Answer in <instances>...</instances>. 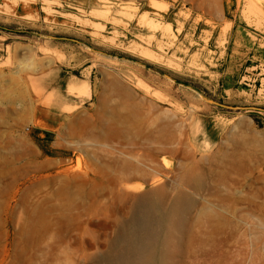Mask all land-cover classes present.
<instances>
[{
    "label": "rangeland",
    "instance_id": "374dc122",
    "mask_svg": "<svg viewBox=\"0 0 264 264\" xmlns=\"http://www.w3.org/2000/svg\"><path fill=\"white\" fill-rule=\"evenodd\" d=\"M211 101L264 109V0H0V264H111L158 188L168 264H264V111Z\"/></svg>",
    "mask_w": 264,
    "mask_h": 264
},
{
    "label": "bare ground",
    "instance_id": "6f19581e",
    "mask_svg": "<svg viewBox=\"0 0 264 264\" xmlns=\"http://www.w3.org/2000/svg\"><path fill=\"white\" fill-rule=\"evenodd\" d=\"M194 203V199L184 192L178 193L167 203L162 188L138 195L132 220L125 222L121 228L119 239L125 242V249L122 255L120 253L110 260L113 261L111 264L170 263L168 260L177 249V241ZM132 229L139 231L130 232Z\"/></svg>",
    "mask_w": 264,
    "mask_h": 264
},
{
    "label": "water",
    "instance_id": "95a60500",
    "mask_svg": "<svg viewBox=\"0 0 264 264\" xmlns=\"http://www.w3.org/2000/svg\"><path fill=\"white\" fill-rule=\"evenodd\" d=\"M67 39V38H65ZM67 40H72V39H67ZM72 41H75V40H72ZM213 103H215L216 105L222 107V108H225V109H230V110H248V109H252V110H263L264 109H260V108H256V107H234V106H227V105H224V104H221V103H218V102H214V101H211Z\"/></svg>",
    "mask_w": 264,
    "mask_h": 264
}]
</instances>
